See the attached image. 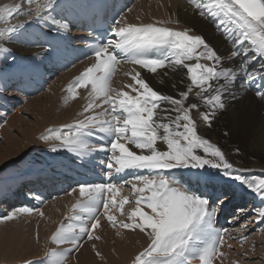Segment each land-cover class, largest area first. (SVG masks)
Instances as JSON below:
<instances>
[{
	"label": "snow or ice",
	"instance_id": "obj_1",
	"mask_svg": "<svg viewBox=\"0 0 264 264\" xmlns=\"http://www.w3.org/2000/svg\"><path fill=\"white\" fill-rule=\"evenodd\" d=\"M192 2L200 16L211 17L215 27L231 40L233 50L230 58L239 60L237 68L224 67L217 51L201 35L189 34L188 29L177 30L157 26V23L124 25L114 21V25L109 28L113 38L106 41L101 38L91 45L97 62L87 67L73 85V88L91 85L90 95L95 94V99L85 106L84 112L92 111L94 114L85 115L74 125L66 126L68 131H56L54 136L61 141L59 147L79 156L92 152L111 153L101 161L109 181L114 174L125 170L147 172V175H135V182H126L139 195L136 207L129 214L132 222L123 223L122 227L139 229L150 237V243L136 255L133 264H191L196 257L202 264H211L223 243L224 232L214 227L217 212L214 206L210 207V199L196 190L201 182L207 184L209 180L201 170H218L264 202V175L250 178L242 169L235 168L220 147L198 134L192 112L199 109L200 105L191 103L184 106L193 88L198 89L195 97L207 109L199 112V116L210 127L217 111L226 107L224 95L232 88L252 85L258 79L260 83L255 94L264 99V0ZM22 3L28 5L27 24L6 25L0 29V41L10 39L18 29L23 30L34 20L52 18V13L60 7L59 0H21V3L0 7V21L7 22L23 11ZM53 22L56 23L54 18ZM67 27V21L62 20L57 31ZM44 43L50 45L49 41ZM153 49H167L168 54L160 58L150 57L148 53ZM117 50L125 53L128 58L125 62L139 65L151 73H157L158 69L165 67H183L187 69L191 83L186 91L179 93L180 98L177 99L154 90L136 72L132 79L139 87L130 86L137 93L135 96L126 91L112 95L115 89L110 87V79L115 66L120 63ZM51 52L50 45L45 54ZM0 53L7 54V59L10 50L0 44ZM202 58L212 63H201ZM11 59L14 63L15 57ZM32 59L36 60L37 57L33 56ZM194 59L196 63H189ZM162 103L168 104L170 108H161ZM158 109L164 116L158 114ZM170 112H175V116ZM97 135L101 136L98 144L84 139ZM105 137L109 138L107 143L104 142ZM158 141L166 145V150L157 146ZM129 143L139 151L131 150L127 146ZM52 151H57V148L53 147ZM176 169L196 171L192 177L184 178L181 175L179 178H170ZM123 187L124 183L118 187L113 182L79 184V196L83 199L73 208L87 213V218L76 215L75 219L79 223H69L66 227L61 225L52 236L53 242L70 245L64 250L65 254L78 250L85 235L89 239L93 238L92 230L99 224L97 213L101 206L108 209L110 205L116 207L119 204L123 210L128 197L117 201L114 195ZM141 205L151 212L144 211ZM32 211V208L21 207L3 219L12 220L16 212ZM257 216L260 223H264V208L257 212ZM107 218L115 225L114 216L108 215ZM239 219L238 216L237 222ZM244 239L246 236L241 237V241ZM46 256L51 258L48 264H63L64 256L58 255L55 250L46 253Z\"/></svg>",
	"mask_w": 264,
	"mask_h": 264
},
{
	"label": "bare ground",
	"instance_id": "obj_2",
	"mask_svg": "<svg viewBox=\"0 0 264 264\" xmlns=\"http://www.w3.org/2000/svg\"><path fill=\"white\" fill-rule=\"evenodd\" d=\"M17 1H18V3H21V0H17ZM61 1L62 0H59V2H61ZM4 5H7V0H0V7H2ZM60 5H61V3H60ZM23 9L24 10L22 11V13L16 14L13 19H11L7 22L2 21L3 23H6V24L2 25L0 27V29L4 28L6 25L27 24L28 19H29V13L27 11L28 5L26 3L24 4ZM130 9H131V11L128 10L120 19V21L124 25L138 24V23H144V22H149V23L157 22V23L164 24L166 26L168 25L170 28L177 29V30L188 29L189 34L201 35L211 47H214V49L217 51V53L222 57V65L224 67H232V68L238 67L239 60L230 58V53L233 50V45L231 43V40L228 39L225 36V34L222 33L221 30H217L215 27V24L210 25V23L205 20L204 16L202 17L198 14L196 7L190 6L186 2V0H137L132 5V7ZM53 18L55 19V21L57 23H60L62 21V18L60 16V7H58L54 13H52V18L46 17L45 20H39L40 22L34 20L31 24H29L23 30L18 29L16 33L12 34L10 39L0 41V44H3L4 47H6L10 50V55H8L7 59H5V56L7 54L0 53V89H1V87H4V86H7L6 88H8L10 81L15 77V75L17 74L19 69H23V68H29L31 70L36 69L39 60H37V59L33 60L32 57L33 56L37 57L38 52H39V47L34 46L32 44V38L34 36H37L39 29L47 28L48 24L53 20ZM46 19H50V20L46 21ZM12 56L15 57L14 63L11 59ZM200 62L205 63V64H211L212 63V62L207 61L203 58L200 60ZM189 63H196V60L194 59L192 61H189ZM76 71H77V68L73 69L72 71L68 72L67 74H62V75L58 76L56 78V82L53 83V86H55L56 84L57 85L60 84V86L63 85L62 88H64L67 77L69 75H72V73H74ZM136 72H139V70L134 66L128 65L125 67H121L119 69V71L117 72L116 77L111 81V84H110V87L112 89H115V92H113L112 95H116V93H118L120 91H126V92H129V94L135 96L137 93L135 91H133L132 87H130V86L139 87L138 85L135 84V81L132 79V77L136 74ZM139 73H140V76L142 78H144L149 83V85L151 87L154 88V90H157L164 95H170V96H173L176 98H180L179 93L187 90L186 86L188 87L189 84L191 83L190 78L188 77V74H187V69H185L183 67H176V68L165 67L163 69H158L157 73H151V72H147V71H140ZM258 85H259V83L257 84V86ZM6 88L4 90H6V92L9 93L8 89H6ZM85 88L86 87H83L82 89L76 90V93L77 94L80 93V95H81L80 97H82V98H80V97L78 98L79 100H81V102H80L81 105L84 103V105L82 107H78V105L76 103H72L67 108H59V111L55 114L52 113L50 110L51 108H49L51 104L53 105L52 101L51 102L49 101L51 104L47 101V104L48 105L50 104V105H49V107H46V105L41 102V100H40L41 98L35 99L37 96H34V97L27 99V100H32V101H27V103H26L29 105V107L31 106V108H29V109H32V111H33L34 107H37L36 109H40L39 111H42L41 107H44V105H45V109H46L48 115L49 116L55 115V116H54V119L50 120V121L40 119V121L38 123H35V124L28 123V125H27V123H25L23 125V127H25V126H27V127H25V129H23L21 131V133L25 136V137H23V140H19V139L15 140V138H12L11 137L12 132L9 131V133H8L6 131V128H4L2 130L1 134H2L3 141L8 143L9 135L11 137V139H9V140H11V141L13 140L12 144L10 143L11 141L8 144H6V143L3 145L0 144V176L2 178H3V174L11 173L10 170L13 167V163H14L13 161L14 160L22 159V157L25 156L26 151L28 149L27 144L29 142H31V139L28 137H31V136L34 137V134L37 133V131H40L41 129H43L42 127L50 128L51 126H54V123L59 124L62 122H64V123H62V125L64 124L65 126H69L71 123H76L77 121L83 119L85 115H87V113L84 112V108L89 102H91L95 99V94H91V97L87 101L88 97L90 96V92H88L89 94L87 96V99L84 100V90H87ZM57 89H53L54 94H56V95L58 94L59 91H61V89L59 87ZM66 91H67L66 89L63 90L62 91L63 94H65ZM71 91H73V90H71ZM196 91H198V89H196L194 87L193 91L191 93H189L188 102H190L189 104L197 103L200 105L199 109L193 110L192 116L196 120L198 134L209 140V139L214 138V134L212 133V131L209 127L208 128L205 127V126H208L206 124L207 122L205 123L204 121H202L201 117L199 116V112L206 111L207 109L204 106L203 102L198 100L195 97ZM3 93H4V91H1L0 96L4 97V95H2ZM255 93H256V89L252 90L251 88H249L248 85H245L244 87H238L237 86L236 88H232L229 92L225 93V95H224V102H225L226 107L223 110H219V112H222L223 114L226 115L224 120L228 124L232 125L233 128L234 127L239 128L240 127L239 124L241 122L245 123L244 122L246 119L245 116H247L250 119L248 122L245 123V126H243L244 129L242 131H243L244 137L246 138V141H247L248 150L250 152H252L254 155L259 156L261 160L258 159L256 161L251 162V163H244V164H242L241 163L242 161H241L240 165L242 166V168L244 166H247V168L248 167L251 168V170H253V171L249 170L251 173H257L258 171H264V99L259 98ZM5 95H8V94H5ZM78 96L79 95H77V96L74 95L73 97H78ZM5 97L7 100H9L7 98V96H5ZM96 102L99 103V100L96 99ZM30 104H32V105H30ZM55 105H56V103H55ZM1 106H2V104L0 103V107ZM32 106H33V108H32ZM103 107H107V105H103ZM25 108H26V106H25ZM161 108H167V105L165 103H162ZM11 111L12 110H10V112ZM35 113H36V111H35ZM17 114H18V110H14L13 115L11 116V120H9L5 123L4 126H9V130L11 128H17L18 122L19 123L21 122V119L17 116ZM158 114L160 116H164V113L159 111V109H158ZM35 116H37V113ZM174 116H175V114H174ZM165 122H167V121H165ZM33 123H34V121H33ZM55 125H57V124H55ZM71 125H74V124H71ZM65 128L67 129V127H65ZM240 128H242V127H240ZM72 130L75 131V129H72ZM233 130H236V129H233ZM35 135H37V134H35ZM49 136H51V135H49ZM19 138L22 139L21 137H19ZM52 138H54V137H52ZM49 140L50 139H48V141ZM33 141H35V140H33ZM43 142L45 143L46 141H43ZM55 142H53V144ZM120 142L125 143L124 140H121ZM56 143H55V147L57 148V151L51 150L50 155H55V153L59 154V155H61V157H60L61 159L59 160L58 159L59 157L58 158L55 157V158H53V160L47 159L44 164H41V166L38 167L39 168L38 172H29L28 171V173L26 175L38 174L41 171L47 172L51 168L55 169L58 164L65 162V161L70 159L73 152L67 151L68 153H64V151H66V150H64V149L60 150L59 149V148H61V147H59L60 145L57 146ZM50 144H52V143H50ZM36 145H39V144L37 143ZM46 145H48V144H46ZM127 146L133 151H137V152L139 151L138 149H135L134 145H132L130 143L127 144ZM157 146L161 150L165 149V147H166V145L160 141L157 142ZM231 160H232V158H231ZM14 167H15V165H14ZM5 171L6 172L8 171V172L5 173ZM183 171L189 172L191 174V177L194 176V174H195L194 170L186 169ZM206 176L209 177L208 182L211 181L214 184L220 185V186L225 187V188L229 187L228 191H231L232 193L237 194V196L241 199L240 202L243 203L247 200L249 202V199H253V204L254 203H257V205L261 204L262 205L261 209L264 208V202L261 201V198L259 196H257L256 194H253L250 190H246V189L238 186L239 184H237L236 190L234 188H232L231 185L228 186L227 183H225V180L221 181L220 177H223V175L215 176V178H212L209 175H206ZM14 182L15 181H13L11 183L5 182L4 179L1 180V178H0V199H1V201L4 202V199H3L4 194H2V193H4L3 191L12 187ZM132 182H135V181H132ZM139 186H142V185H138V187ZM209 189L211 192H213L215 190L212 187ZM111 195H113V194H111ZM114 195H116V198L118 197L119 199H120V197L122 198L123 196L124 197L127 196L128 198H133V196L137 197L139 195V193L134 192V190L131 187V184H129L128 186L123 187L118 193H115ZM74 196H75L74 198L76 199L79 196V191L74 193ZM58 199L61 201L63 200L66 203L70 202V204L73 201L72 199L67 198V197H62V198H58ZM62 202H61V204H62ZM53 203H56V202H53ZM141 206L144 207V211L147 210V212H149V213L151 212V210H149L146 206H144V205H141ZM59 207H61V206H59ZM239 207L241 208L242 206H239ZM64 208H66V209L68 208V212H69L70 207H68V204H67V207H64ZM57 209H58V206H57ZM13 210L16 211L17 209H13ZM99 210H100V208H99ZM1 211H3V209H1V206H0V213H2ZM9 211H11V209ZM17 213L19 214V216L24 215L25 217H27L26 214H29V213H20V212H17ZM118 213H120V211H118ZM102 215L104 216L105 214H102ZM19 216L14 217L13 219L15 220V218H16L18 220ZM103 216H101V217L103 218ZM243 216H244V214H242V217ZM254 218L255 219H253V221L255 220L257 222H260L258 219V216L254 217ZM13 219H12V221H13ZM103 219L102 220H101V218L99 219V225L103 224L104 222L106 223L105 219L104 220ZM49 220H51V219H49ZM124 221L126 222L127 219H125ZM11 223H12V225L11 224L10 225L12 227V230L6 231V234H8L9 236L8 237L6 236V238H0V262H2V263L18 262L20 264L21 262H26L27 259L29 260V258L31 256H32V258L37 257L41 253V251L39 249L43 248V246H38L39 247V249H38V247L33 245V240H31V234L29 232V230L31 228V223H28V221H25V220H22L19 224H17L18 222L17 223L11 222ZM106 226H108V224H106ZM107 232H109V234H106V235L107 236L109 235V239H110L113 236V234H112V232H110V230H108ZM118 232H119V234L116 235L117 237H115V240L113 237L114 241H112V239H110L111 241L109 243H107L108 238H105L103 235L100 236L99 239L102 241L101 243L104 242V245H102V244L99 245V248L97 247V245H98L97 238L88 239L87 241L82 243V246H80V248L78 249L77 254L71 255V254H65L64 253L63 254L64 260H68V258L70 257L69 262H71L72 259H74V257H76L77 260L79 261V264H132V261H133L132 258L136 255L137 251L139 252V249H141V247L139 245L140 243L138 244L137 242L143 243L145 241L144 238L146 235H143V232H141L138 229H130L129 230V229L124 228V227H121ZM14 233H16V234H14ZM43 234L46 235V238L45 239L43 238L44 240L42 239L43 242L42 243L40 242L41 245H45L46 247L49 245L52 247L57 245L55 242H53L52 239H50L51 241L50 242L48 241L49 244H47L45 241H47L50 237H47L48 234H46V233H43ZM144 234H146V233L144 232ZM11 235H12V237H11ZM9 238H11V240ZM148 239H149V236H148ZM44 242L46 244H44ZM144 245H145V243H144ZM68 247L65 246L63 248L65 250ZM226 247L227 246L225 245L224 248H226ZM257 247H259V246H257ZM108 249H110L112 251H110ZM263 249H264V244L261 245V247H259V248H256V246L251 245V246H247L246 249L243 250V252H244V254L249 255V256L252 253H254L253 255H260ZM95 253H99L100 258L97 257ZM77 260H76V262H77ZM217 264H219V263H217ZM261 264H264V263H261Z\"/></svg>",
	"mask_w": 264,
	"mask_h": 264
},
{
	"label": "rangeland",
	"instance_id": "obj_3",
	"mask_svg": "<svg viewBox=\"0 0 264 264\" xmlns=\"http://www.w3.org/2000/svg\"><path fill=\"white\" fill-rule=\"evenodd\" d=\"M16 3H18L17 0H7V5H14ZM24 4L25 3H22V8L24 7ZM20 13H22V11ZM4 24H6V23H3L2 21H0V27L2 25H4ZM54 82H56V78L49 85V87L46 88L47 90H44L43 92H40L39 95H37V97L35 98V99H40L41 98L40 99L41 102L43 104H45L46 107H49V105L51 104L50 102L52 101L53 105L51 104L50 107H49V108H51L50 110H51L52 113L55 114V113H57L59 111V108H67L72 103H76L78 105V107H82L84 105V103L81 105V103H80L81 100L78 99L81 96L80 93L78 94L79 95L78 97H73L72 95H74V93L73 94H71V93L63 94L62 91L65 90L64 88H62L63 85L60 86V84H58V85L56 84L55 86H53ZM57 86L60 89L61 88L62 89L56 95V94H54V90L53 89H57L58 88ZM6 87L7 86H4V87H1V89H0V93H1V91H4V93L2 94L4 96H6L5 94H8V92H6V90H4ZM82 88H72V89H74L73 91L76 92L77 89H82ZM6 89H8V88H6ZM186 89H187V86H186ZM87 90H88V88H87ZM68 91L69 90H67L66 92H68ZM88 92L91 93V91H89V90H88ZM90 97H91V95L88 97L87 101L89 100ZM68 98H71V99L68 100ZM80 98H82V97H80ZM177 99H179V98H177ZM188 100L189 99H187L185 101V104H184L185 107H187L189 105V103H190V102H188ZM27 101H32V100L25 99L24 100L25 104L23 106L20 105L19 108L15 109V110H18L17 116L21 119V122L20 123L18 122V124H17L18 125L17 128H11L9 130V126H4L7 121L11 120V116L13 115V111L14 110L11 111V115H9V116L6 115L5 116V118H4L5 120L4 121H2V122L0 121L1 122L0 123V144H2V145L5 144V143L8 144L11 141V140H9V139H11V137L15 138V140H17V139L23 140V137H25V136L21 133V131L23 129H25V127H27V126L23 127V125L25 123H27V125H28V123H32V124L38 123L40 121V119L49 120V121L54 119L55 115L54 116L52 115L53 117L49 116L47 111H46V109H45V105H44V107H41L42 111H39L40 109H36L37 107L33 108V106H32V108H33V111H32V109H29V108H31V106L29 107V105L26 104ZM47 101L48 102L50 101L49 105L47 104ZM54 102L56 103V105H55ZM30 105H32V104H30ZM166 105H167V108H170V106L168 104H166ZM25 106H26V108H25ZM35 111L37 113V116H35L36 115ZM95 111H97V109ZM170 113L174 117L175 112H170ZM92 114H94L92 111H89L87 113V115H92ZM225 116H226L225 114H223L222 112L218 111L216 113L215 118L212 121L211 126L210 127L209 126H205L207 128L209 127L211 129L212 133L214 134V138L209 139V141L211 143H213L214 145L220 147L221 150L225 153V156L228 159V161L231 162L235 168L242 169L246 176L251 178V177H260V176L264 175V173H263L264 171H258L259 173L258 172L257 173H251L250 171H253V170H251V168H249V167L247 168V166H244L242 168V166L240 165L241 163L242 164L251 163L253 161H256V160L260 159L259 156L254 155L252 152H250L248 150L247 141H246V138L244 137V134H243V131H242L244 129L243 126H245V123L248 122L250 119L247 116H245L246 117V119L244 121L245 123L241 122L239 124L240 127H242V128H240V127L239 128L238 127H234L233 128L232 125L228 124L224 120ZM0 120H2V119H0ZM33 121H34V123H33ZM62 123H64V122H62ZM62 123H59V124L58 123H54V126H51L50 128H48L46 126H45L46 128L42 127L43 128V129H41L42 131L40 130V131H37V133H35L37 135L34 134V137L33 136L28 137V138L31 139V142H29L27 144V148L28 149H27L26 154H25L26 157L24 156V157H22V159L14 160L13 161L14 162L13 163V167L10 170L11 173H7L8 171L7 172L5 171V173H7L8 175L7 174H3V178L0 176L1 180L2 179H4L5 181L11 180L12 178H15L14 176L16 174H18V175H26L28 173V171L29 172H38L39 171L38 167H40L41 164H44L47 159L53 160V158H55V157L58 158L59 157L58 159L60 160L61 159L60 158L61 155L56 154V153H55V155H50V151L52 150L51 149L52 147H55V143L56 142H57L56 143L57 146H59L61 144L60 143L61 141L59 142V140H56L55 138H52V137L55 136L56 131L60 130V131L65 132V131L68 130V128L65 129L66 126L64 124L62 125ZM55 124H57V125H55ZM71 124H75V123H71ZM4 128H6V131L8 133H9V131L12 132L11 133L12 136L10 137V135H9L8 143L3 141V138H2V134L1 133H2V130ZM63 129H65V131ZM233 129H236V130H233ZM49 135H51V136H49ZM44 136L49 137L48 139H50V140L48 141V139L42 138ZM19 137H21L22 139H20ZM33 140H35V141H33ZM43 141H46L45 143L48 144V145H46ZM12 142H13V140L10 143L12 144ZM53 142H55V143L53 144ZM37 143L39 145H36ZM50 143H52V144H50ZM59 149L60 150L64 149V150H66V151H64V153H68L67 152L68 150L65 149V148L61 147ZM237 149H239L238 152H237ZM163 150H166V147ZM231 158H232V160H231ZM14 165H15V167H14ZM30 166H32V167H30ZM28 167H30V170L27 169ZM201 171H204L205 173H208L209 176H212V177L222 175L220 172H218V170L212 169V168H207L206 170H201ZM208 174H206V175H208ZM31 175H35V174H31ZM27 176H29V175H27ZM220 178H221V181L225 180L224 176L220 177ZM227 181L229 182V184L231 183V185H233L234 187L238 184V182L230 180L229 178L227 179ZM236 189H237V187L235 188V190ZM74 197L70 196V197H67V198H70V199L73 200ZM122 198H124V196ZM122 198L120 197L121 200H122ZM133 198H135V200L137 199L136 196H133ZM115 199L117 201H120V199L118 197L116 198V195H115ZM135 200L129 199V201L124 204L123 210H121L119 208V204H117L116 207H112L111 206V208H112L111 210H109L110 208L106 209V212L109 210L108 213L104 212L103 214H105L106 216L102 215L103 218L105 217L104 219H105L106 223L104 222L101 225L98 224L97 228L92 230V237L93 238H96V237L100 238V236L103 235L105 238H108V242L107 243H109L111 241L110 239H112V241H114L115 237H117L116 235L119 234L118 231L122 227V224L123 223H131L132 222V220L129 219V214L136 207V201ZM249 200L252 201L251 203L249 202L248 205H247V206H250L252 204L250 206V210L248 209L249 212L246 211V209H244V208L238 207L239 212L241 214L248 213L247 216L244 219L243 224L242 225L239 224V226H241V227H239L241 230L240 229L237 230V233H233L231 237H227V235H226V237L223 239L224 240L223 241V246L220 247V249H222L224 252L221 251L222 252L221 257H219V259L214 264H217V263H219V264H261V263H264V249L262 250L260 255H253L254 253L251 252L252 254L249 256V255L244 254V252H243V250H245L247 246L254 245V246H256V248H259V247H261V245L264 244V242H263L264 241V223H260V222H257L255 220L253 221V219H255L254 217L257 216V212L261 209L262 205L261 204L257 205V203H254L255 204L254 205L253 204V199H249ZM62 201L59 200V199H56V201L54 200V201L46 204L44 206V208L41 209L39 212L32 211L33 213L26 214L27 217H25L24 215L19 216V214L16 212L17 215H15V217H17V216H19V217H18V220L15 218V220L13 219V221L12 220H4L3 217L6 216V215L11 214L12 212H15V210H13L11 213L10 212L9 213L8 212L4 213L3 211H1L2 213H0V238H6V236L7 237L9 236L8 234H6V231L12 230V227H11L12 223L11 222H13V223H17L18 222L17 224H19L22 220H25V221H28V223H31V228H30L29 232L31 234V240H33V245L36 246V247L43 246V248H40V249L38 247V249L41 251L42 254L40 253L37 257H33V258L31 256L30 257L31 259L29 258V260L27 259L26 262H21L20 264H28L29 261H31L32 264H48V260L51 259V258L46 256V253H48V252H50L52 250H55L58 255H63L64 254V248L63 247H65V246H67V247L69 246L70 247V245H68V244L67 245L66 244H64V245H58L57 244L54 247H52L50 245L47 246V247L45 245H41L43 240L46 238V235L43 234V233L48 234L47 237H50L47 241H45L47 244H49V242L51 241L50 239H52V236L54 235L56 230L61 225L66 227L67 224L70 223L69 221L64 219L63 216L66 215L67 211H68V208L66 209L64 207H67V204H68V207H71V204H70V202L66 203L65 201H63V202ZM53 202H56V203H53ZM61 202H62V204H61ZM57 206H58V209H57ZM59 206H61V207H59ZM242 209H243V211L241 212ZM118 211H120V213H118ZM146 212H147V210H146ZM108 215H111V216L115 217V225L108 220V218H107ZM100 218H102V217H100ZM49 219H51V220H49ZM125 219H127L126 222L124 221ZM106 224H108V226H106ZM89 227H90V224H89ZM108 230H110V232H112V234H113V236L110 239H109V235L108 236L106 235V234H109V232H107ZM14 234H16V233H14ZM143 235H146L145 238H144L145 241L143 243L142 242H137L138 244L140 243L139 245L141 247V249H139V252H141L150 243V240H149L150 237L148 239L147 233L144 234V232H143ZM242 236H246V239H244L243 241H241V237ZM11 237H12V235H11ZM113 237H114V240H113ZM99 238L97 239V241H98L97 242L98 243L97 247L98 248H99V245H101V244L104 245V242L101 243L102 241ZM9 239L11 240V238H9ZM88 239H89L88 236L85 235L80 241V246H82V243H84ZM45 242H44V244H46ZM144 243H145V245H144ZM225 245L227 246L226 248H224ZM257 246H259V247H257ZM108 250H110V249H108ZM110 251H112V250H110ZM139 252L137 251L136 255H138ZM77 253H78V250L73 251L72 253H69V254L73 255V254H77ZM95 254H96L97 257L100 256L97 253H95ZM136 255L132 258V260L135 259ZM69 259H70V257L68 258V260H64L63 264H73V263L74 264H79V261L77 260L76 257H74V259H72V261L70 260L71 262H69ZM76 260H77V262H76ZM1 263L2 262H0V264ZM15 263L19 264L18 262H15ZM15 263H2V264H15ZM132 264H133V261H132Z\"/></svg>",
	"mask_w": 264,
	"mask_h": 264
}]
</instances>
